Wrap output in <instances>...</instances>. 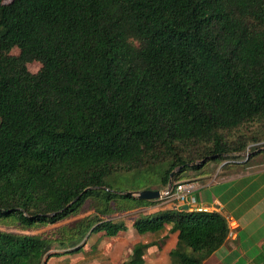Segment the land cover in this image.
Returning <instances> with one entry per match:
<instances>
[{"label":"trees","instance_id":"16d2710c","mask_svg":"<svg viewBox=\"0 0 264 264\" xmlns=\"http://www.w3.org/2000/svg\"><path fill=\"white\" fill-rule=\"evenodd\" d=\"M263 139L264 0H0V264L77 253L134 210L139 234L172 223L168 264H203L228 239L225 216L145 212L161 199L109 179L134 172L162 190L212 162L245 167ZM84 207L95 213L66 222Z\"/></svg>","mask_w":264,"mask_h":264},{"label":"crops","instance_id":"0c3cea01","mask_svg":"<svg viewBox=\"0 0 264 264\" xmlns=\"http://www.w3.org/2000/svg\"><path fill=\"white\" fill-rule=\"evenodd\" d=\"M223 164L210 163L213 171L190 177L196 182L193 195L198 204L211 211L219 206L221 210L216 212L233 216L239 225L236 238H228L211 255H218V261L227 264H264V154L252 157L245 167ZM165 202L169 208L176 206L175 202ZM161 204L146 209L155 212ZM169 228L159 235L164 236ZM175 240L176 234L170 233L162 247L169 252Z\"/></svg>","mask_w":264,"mask_h":264},{"label":"rangeland","instance_id":"374dc122","mask_svg":"<svg viewBox=\"0 0 264 264\" xmlns=\"http://www.w3.org/2000/svg\"><path fill=\"white\" fill-rule=\"evenodd\" d=\"M4 1L8 2L10 0ZM9 53L17 54L18 48H11L9 50ZM40 66L41 64L37 60H33L27 63V68L31 72L38 71ZM262 144H264V139L258 142L250 143L246 147V150L244 152H241L240 156L246 157L250 149ZM212 163H214V166L218 164L216 162ZM134 174V172H124L111 176L109 179V185L111 187V190L117 192H128L145 189L146 179L142 175L136 176ZM185 174V177H183L182 179H190V177L194 176V173L191 170L187 171ZM160 202L162 204L158 206L159 209L156 211L169 208L167 202H165L164 199H161L156 203ZM142 210L145 212H151L149 211V209L146 208H143ZM88 213L94 214L95 212H93L92 209H86L84 207V209H82L77 215L71 216L68 220H66V222H73L80 216ZM137 215V210L130 212L114 213L112 215V218L125 223L124 228L119 231L115 236L108 237L105 236L104 232H92L89 235L87 241L84 240L79 244V247H82L81 250L73 254L68 251L62 252V250V253L60 254H50L57 251L59 252V250L56 249L57 245H54L55 248L51 249L48 252L49 254L47 253L43 257L41 264H125V262L129 260L133 246L136 242H149L152 240H159L158 242L161 247L152 246L145 251V264H168V252L167 250H165L164 246L162 247L164 240L161 239L163 236L159 235V233H161L167 227L172 226V223H165V225L161 226L160 229H158V231L156 232L148 234H139L135 231L134 227L132 226V223L137 217ZM43 229L46 230L49 228L44 227ZM43 229L41 228L40 230ZM217 256L218 255L216 254L211 255L208 259L204 261V264H227L224 261L219 262Z\"/></svg>","mask_w":264,"mask_h":264},{"label":"built area","instance_id":"2783aa9c","mask_svg":"<svg viewBox=\"0 0 264 264\" xmlns=\"http://www.w3.org/2000/svg\"><path fill=\"white\" fill-rule=\"evenodd\" d=\"M196 189V182L193 179H182L171 184L169 188L161 190V196L159 199H164L168 202H175L176 206H187V209L191 211H211L209 207L200 205L196 202L193 195ZM216 211H220L221 208H215ZM213 210V211H215ZM227 222V237L234 239L237 236V229L239 227L237 220L231 216H225Z\"/></svg>","mask_w":264,"mask_h":264},{"label":"water","instance_id":"95a60500","mask_svg":"<svg viewBox=\"0 0 264 264\" xmlns=\"http://www.w3.org/2000/svg\"><path fill=\"white\" fill-rule=\"evenodd\" d=\"M172 184V181L169 180L167 188H169ZM126 193H130L134 196H137L140 199H158L161 196V190L158 189H142L136 191H128ZM183 209H187V206H182Z\"/></svg>","mask_w":264,"mask_h":264}]
</instances>
